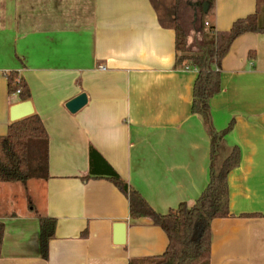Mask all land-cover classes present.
<instances>
[{"label": "crops", "instance_id": "1", "mask_svg": "<svg viewBox=\"0 0 264 264\" xmlns=\"http://www.w3.org/2000/svg\"><path fill=\"white\" fill-rule=\"evenodd\" d=\"M255 2L215 0L206 21L227 31ZM174 39L151 0H0V135L22 102L8 92L10 72L48 135L47 178L0 182V264H130L164 252L162 229L131 220L128 198L90 172V149L95 172L107 164L156 212L195 203L210 135L190 112L197 71L176 65ZM220 72L211 122L216 132L232 122L223 153L237 147L240 163L227 178L229 216L211 222L210 264H264V33L235 39ZM81 93L86 103L69 111ZM41 217L56 221L45 259Z\"/></svg>", "mask_w": 264, "mask_h": 264}, {"label": "trees", "instance_id": "2", "mask_svg": "<svg viewBox=\"0 0 264 264\" xmlns=\"http://www.w3.org/2000/svg\"><path fill=\"white\" fill-rule=\"evenodd\" d=\"M157 11L158 21L164 28L174 31V46L178 52L176 65L195 68L197 76L192 86L190 112L201 116L204 128L210 135L209 180L195 203L188 206L180 203L175 209L161 214L153 210L146 200L131 188L111 167L99 168L95 172L90 149V172L99 174L112 182L127 198L129 216L133 221L146 219L150 224L162 229L167 237L163 253L145 260L131 261L130 264H210L211 222L216 218L229 216L228 174L238 167L240 151L233 147L225 157L223 138L232 129V122L216 132L212 126L209 101L221 89L220 65L229 52L232 43L246 33H264V22L260 24L264 12V0H256L255 11L236 19L227 31L216 30L205 25L206 16L211 12L215 0H171L170 4L151 0ZM194 4H193V3ZM207 3V9L203 6ZM186 4L193 14V34L182 25L179 14ZM200 38L196 52L192 51V41ZM253 57V52L249 53ZM10 94L18 91L22 102L30 98L26 82L15 72L7 76ZM98 175V176H99ZM48 177V135L40 117L36 114L12 121L4 135H0V182H23L32 178ZM54 218L39 219L40 254L48 255V244L54 237ZM4 234V224L0 222V248Z\"/></svg>", "mask_w": 264, "mask_h": 264}, {"label": "water", "instance_id": "3", "mask_svg": "<svg viewBox=\"0 0 264 264\" xmlns=\"http://www.w3.org/2000/svg\"><path fill=\"white\" fill-rule=\"evenodd\" d=\"M208 4L205 3L203 6L204 11H206ZM87 101V97L84 93H81L74 97L73 99L69 100L66 103V108L71 112H76L80 109ZM30 103L28 101L21 102L12 107L11 109V120L15 121L24 117L31 115ZM116 243H123L124 241V229L125 224L123 222H119L116 225Z\"/></svg>", "mask_w": 264, "mask_h": 264}, {"label": "rangeland", "instance_id": "4", "mask_svg": "<svg viewBox=\"0 0 264 264\" xmlns=\"http://www.w3.org/2000/svg\"><path fill=\"white\" fill-rule=\"evenodd\" d=\"M161 3H165V4H170L171 0H160ZM179 19L183 25V27L190 33L193 34V31L191 30L193 28V26H191V20H192V14L191 11L188 9V7L186 6V4H184L180 10V14H179ZM262 21H260V24H263L264 22V16H262ZM200 38H194L191 44L192 47V51L196 52L197 47L199 46L200 43ZM224 156V153L221 154V158ZM147 264V263H146Z\"/></svg>", "mask_w": 264, "mask_h": 264}, {"label": "built area", "instance_id": "5", "mask_svg": "<svg viewBox=\"0 0 264 264\" xmlns=\"http://www.w3.org/2000/svg\"><path fill=\"white\" fill-rule=\"evenodd\" d=\"M205 25H206V26H210L209 23H208L207 21L205 22ZM16 93L18 94V91H17Z\"/></svg>", "mask_w": 264, "mask_h": 264}]
</instances>
